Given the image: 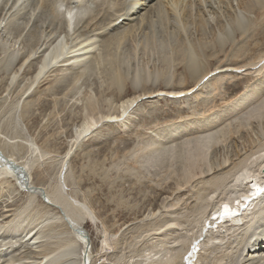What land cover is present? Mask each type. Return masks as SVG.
Listing matches in <instances>:
<instances>
[{
  "label": "rangeland",
  "instance_id": "374dc122",
  "mask_svg": "<svg viewBox=\"0 0 264 264\" xmlns=\"http://www.w3.org/2000/svg\"><path fill=\"white\" fill-rule=\"evenodd\" d=\"M11 1H7V7L2 10L3 12L0 10V14L3 13L0 19L5 17L2 22H6L5 26L0 29V151L5 157L16 159L24 166L26 165L30 180L33 181L31 184H36L35 187H40L41 190L36 188L35 192H30L33 189H27L19 184L14 171H11L10 167L7 168L8 166H6V170L0 172V248L3 249V247L11 245L5 250V254L1 253L2 250L0 251V264H12L8 261L14 258L20 259L19 264H48L50 262L46 260H49V257L45 258L43 254H40V250H45L43 247L45 248L46 244L52 248L50 257L57 258L53 260V264H64V262L65 264H79V259L83 260V256L85 264H159L153 259L156 250H150L152 244H156V241L162 237L165 240L170 237L169 240L172 242V235L176 232L184 233L186 236L183 235L184 241L177 240V245H175L183 250L187 240L195 235L200 228L202 216L195 215V217L197 216L195 219L194 212H191L197 202L198 191H207L209 201L206 210H209L223 196L228 197L226 195L228 190V195L232 193L230 196H234L236 195L235 190L243 187L244 184H239L241 185L239 187L231 185L232 174L242 159L264 143L263 113V116L257 118L246 117V112L239 114L236 111L230 115H237L238 118L242 115L239 119L237 116L232 119L229 114L227 120L222 121L221 118H218L219 122H225L223 125L228 121L230 125L228 124V127L222 129L224 131L220 128V133L218 132L219 126H214L215 131L216 127L218 130L216 133L214 132L217 138L215 137L216 140H213L207 150V163H210L209 158L216 156L222 164L220 167L218 166V171L217 168H212L213 170L209 171L210 165L207 169L206 162H199L201 165L198 163L192 177L185 182L182 180L178 163L171 168L157 166L150 167L145 171H135L136 156L131 150L136 145H144L148 137L149 139L157 137L164 141L167 133L166 128H163V123L171 121L183 123V120L187 122L190 119L189 116H194L195 120L202 119L205 115L213 114L218 107L230 106L231 101L237 99L235 97H238L241 92L255 93L260 90L262 95L260 93L259 96L264 98L262 92L264 91V55L257 60V55L264 52V35L261 33L264 30L262 27L264 24L261 26L262 30L260 28L254 30L253 33L256 34L252 33L253 28H251L249 34L246 32L241 39V37H235V31L232 33L234 26L223 15L219 24L211 19L213 14L208 9L209 3L206 0H201V2L183 0L179 3L180 7L186 4L187 10L190 11L189 14L197 18V10L199 8L202 10L206 19L203 16L205 20L200 21L203 22L201 27L200 24L196 25L198 20L193 22L191 17L190 19L188 17V21L182 19V13H179L181 9L177 10L178 17L174 18L165 16V12L162 11L164 15H161L160 12L158 15H154L155 2L150 0L151 2L140 10L136 17L122 23L127 25L131 22L125 26L126 29H130L122 34L124 39L122 37L123 40L119 44L107 42L106 35L100 34V36H96L97 39L99 38L98 41L91 45V47L95 46L89 51V56L88 53L86 56L84 54L83 60L81 54L74 55L70 59L75 61L72 63L75 67L71 64L72 67L67 65V68L65 66L67 63L60 65L63 62L60 61L63 59L61 58L62 54L65 59V54L72 47L71 45H79L77 40L83 37L81 33L83 34L85 25L82 26V24L89 19L88 15L66 28L63 23L65 22L64 18L59 11L63 12V9L68 7V2L73 3L74 0H31L32 2L24 0L23 5L25 7L27 5L26 8L14 9L18 5V7L21 6L18 1L19 4L9 10L8 6ZM117 1L113 0L116 2L115 4H118L109 8L107 12H105L104 6L108 2L100 0L98 4L94 3L93 10H95L92 12V16L101 19L105 13L110 10L114 11L120 6ZM0 2L1 9L4 0H0ZM127 2L129 1H125V3ZM255 2L257 3L259 0ZM51 3L58 7L50 10L52 9ZM56 5H53V8ZM60 6L62 7L60 8ZM31 9L35 16L29 18ZM51 11L53 15H50ZM243 11L237 8L232 11L235 26L237 23L250 22L251 18L249 17L254 16L251 11L245 10L244 13ZM148 12L152 17L154 15L152 23L149 21L150 24L147 22ZM246 12L253 16L243 15ZM219 14L222 13L219 12ZM141 16H145L142 21L145 23L138 26L136 24ZM166 17L170 19L166 20ZM47 20L48 22H46ZM171 20L178 24H175L178 28L176 33V28L173 29L169 23ZM196 27L200 31H196ZM190 31L195 34L192 35V39H189ZM77 33L79 35H76ZM54 37H58L55 43L58 41L62 43H57L58 48L60 45H64L62 48L64 50L62 54L59 53L60 56L52 64V67H49L42 77V81L36 82V86L29 89L27 83H29L31 72L36 67L40 55L50 43V38ZM219 39H225V52L238 51L241 53L242 51L243 61L241 57L236 64L229 61L228 64L222 65V69L221 66H216L215 60L203 58L199 53L208 72L202 76V80L198 79L194 83L192 77L187 73L188 68L181 57L184 47L187 45L194 47L193 44L197 45L198 42L214 45L213 41H219ZM230 39L235 41L233 45L236 44L237 49L226 46L231 42ZM65 42L67 43L63 44ZM192 42L194 43L192 44ZM255 42L258 45L256 44V48H253L251 45ZM79 51L82 50L79 49ZM222 52L223 50H220L219 53ZM163 57L168 59L165 60ZM77 60H79L78 64ZM80 70L81 72H79ZM115 72H118L117 75ZM217 75L221 76L218 78L221 79L218 83L222 82L217 88H211V80L217 78ZM208 76L213 77L209 79ZM116 79L122 80V82L119 80L121 85ZM178 89L186 91L182 92ZM153 93L158 94L154 95ZM126 96H134V101L128 108L119 109L118 102ZM259 96L257 99H260ZM201 98H205L207 106L199 104L198 101ZM204 111L208 112L204 115ZM200 113L201 115H198ZM105 114H108L107 117ZM84 118H90L93 122L78 137L74 138L72 133ZM185 121L183 126L187 125ZM254 124V129L257 127L258 133L254 129V132L250 131ZM222 126L220 125V127ZM192 127L191 129L190 124L189 127L187 126L188 129H191L188 133L197 129H195V125ZM252 156L253 159L257 156L261 157L255 158V161H251L250 164L247 162L248 166L259 167L262 164L258 171L264 173V156L257 153ZM251 159L252 157L249 160ZM202 169H205L206 173L202 172ZM218 174H224L225 179L220 186L212 189L209 181ZM248 175L245 177H251ZM250 206H253L251 201ZM245 207L235 208L234 210L238 212L235 217L244 219ZM251 207L246 211H249ZM80 210L94 215L91 220L88 218L82 224L88 239L84 235L83 239L77 238L78 236L72 233L74 231L77 234L76 229L71 228L74 223V215L70 211ZM152 212L154 213L152 214ZM165 219H170V223L175 222L174 230L166 224L158 226V229L151 228L152 230H150L148 228L156 222L162 223ZM37 222V228L42 231L43 237L39 233H35L36 235L27 237L28 242L27 238L23 237L24 230ZM239 224L241 226L238 230L239 233L242 231L244 233L246 225H243L242 222ZM207 227L201 230V239L199 240L202 243L195 251L196 253H193V264H216L218 255L221 257H236L237 255L239 258L235 264L243 263L245 255L239 251L242 250L241 248L236 247L237 241L232 240L235 238V234L232 235L233 232H231L232 228L230 227L231 229L227 231L223 227L222 230L217 231L220 234L224 232L225 237L221 244L213 243L211 245H214V248L208 249L209 247L205 244L206 240L210 234L216 233V227H212L213 230ZM260 229L261 226L256 232L258 233ZM47 232H50L51 236ZM15 234L16 237L12 238ZM66 234L74 237L75 250L62 257L60 255L62 250L56 248V242L48 241L51 238L59 239ZM230 238L232 239L230 240ZM211 239H213L212 236ZM235 247L238 250H235ZM167 249V252H165L166 250L162 251L169 255L175 251L169 247ZM159 251L162 255L163 252ZM226 252L227 255H225ZM1 255L3 256L1 257ZM162 256L164 260H161L160 264L175 263L174 260L167 261L165 259L168 258V255ZM157 259L159 258L157 257ZM221 264L226 263L221 262Z\"/></svg>",
  "mask_w": 264,
  "mask_h": 264
},
{
  "label": "bare ground",
  "instance_id": "6f19581e",
  "mask_svg": "<svg viewBox=\"0 0 264 264\" xmlns=\"http://www.w3.org/2000/svg\"><path fill=\"white\" fill-rule=\"evenodd\" d=\"M7 1H9V0H4V2H2L3 5H1V9H0L1 11L7 7V3H8ZM18 1H20V3H21L20 5L21 6L18 7L19 6L18 5L17 8H14L17 4H19ZM25 1L24 0H12L11 3L9 4V6H8V9L9 10L10 9L12 10L14 8L16 10H20L21 8L22 9L23 8H26L27 5H26V7L23 5V2H25ZM40 1H43V0H40ZM60 1H62V0H60ZM103 1L108 2V3H106V5H105V3H103L105 5L104 6L105 12H107V10L109 8H113L115 5L118 4V3L115 4L116 2H113V0H101V2H103ZM110 1H112V2H110ZM115 1H117V0H115ZM125 1H127V0H119V1H117V2L120 3V6L117 7V8H115V10L113 9L114 11L110 10L108 13H105L104 16L101 19H97L96 17H93L92 16V12H94V10H95V9L93 10L94 3L95 4H98L100 2V0H74L73 3H69L68 2V7L67 8H64L63 9V12H60L59 11V13L61 14L62 18H64V21L65 22H63V23H65L66 28H68V26L70 27V25L72 23H75L76 24L77 22L81 21L83 19V17H86L87 15L89 17V19L84 24H82V26L85 25V28H86V29L83 28L84 29L83 34L81 33V35L83 37H82V39L79 38L80 40H77L79 42V45H77V44L76 45L74 44L75 46L71 45L72 47L69 48V50L67 51L68 54H67V52L65 54L66 55L65 56V59H64V56L62 54V52L64 50V49L62 50V48L64 47V45L61 46L60 45L61 42L58 41V42H60L59 43L60 48H58L59 47L58 44H57L58 42L55 43V41H56V39L58 37L50 38V41H49L50 43H48V46L46 47V49L42 52L41 55L39 53L40 59H39L38 63L36 64V67L31 72L29 83H27L28 84V88L30 89L32 86L35 85L36 82H39L40 80L42 81V77L49 70V67H52V64L55 63V61L58 59V56H60L59 53L62 54V57L61 58H63L62 60H60V58H59L60 61H63L60 65H64L65 63H67V64H65V66H67V65L70 66L72 63H75V61L73 62V60H71L74 55L77 56V55H80L81 54L82 57L81 56L80 57L83 58V55L85 54L84 56H86V53H88V56H89V53H90L89 51H91V49L95 46L94 45L93 47H91V45H93V43L95 41H98L99 38L97 39L96 36H100V34L106 35V41L107 42L110 41L113 44H115V43H118L119 44V42L124 39V37H123L122 34L126 30H129L130 29V28L126 29L125 26L129 25L131 22L129 24H127V25H125V24L123 25L122 23H124L125 21H131L132 18L136 17V14L140 10H142L143 8H145V6L149 2H151L150 0H128L129 2L125 3ZM182 1L183 0H158V1L157 0H155V1L153 0V2H155V7H156V8L153 7V9H155L154 10V15H158V12H160L161 15H164V14H162V12H165V16H168V17L171 16V17L174 18V17H178L177 14L182 13V19H185L187 21H188V17H189V19L191 17V19L193 20V22L196 21V20H198V22H200V21H204L206 19L205 16H204V13H202V10L200 8L197 10V13H196L197 16H198V18L195 17V16H192L191 14H189L190 11L187 10L186 4H185V6H181L180 7L179 3H181ZM196 1L197 2H201V0H196ZM206 1L209 3L208 4L209 5L208 6L209 7L208 9H210L211 13L213 14V15H211L213 18L211 17V19L215 20V22H217V23L218 22L220 23L222 21L221 17L223 15L224 18H226L227 20H229L230 23L233 24L234 30H232V33H233V31H235V33H236L235 34V37L238 36L239 38L241 37V39H242V35L244 36V34L246 32L248 33L251 28H253V31L251 30L252 33H253V32H255L254 30H257L258 28L261 29V26L264 24V0H259V2H257V3L255 1H258V0H206ZM234 1H235V3H234ZM52 2H54V1H52ZM163 2H164V4H163ZM184 3H186V2L184 1ZM53 5H56V4L51 3L52 9H50V10H54V9H56L58 7L56 5V7L53 8L54 7ZM59 5H61V4L59 3ZM168 5L170 6L169 8L167 7ZM189 6H191V5H189ZM61 7L62 6H60V8ZM236 8L237 9L244 10V11L245 10L246 11L248 10L249 12L251 11V13L252 12L254 13V14L252 13L254 16L249 13L253 17H249L248 12H246V14H243L244 13V11H243V13H242L243 15H247L249 18H251L250 19V22H248L249 24L246 23L247 24L246 25L243 22H241L239 24L237 23V25L235 26V24H234V16H233L234 13H232V11L235 10ZM178 9H181L180 10L181 12L179 11V13H177V10ZM151 11H152V9H151ZM219 12L222 13V14H219ZM51 13L52 14H50V15H53V12L52 11H51ZM149 13L150 12H148V14ZM236 13H238V12H236ZM2 14H0V17H2ZM151 14L153 15V13H151ZM33 15L35 16V13H33V9H31V11L29 10V15H28L29 18H30V16H33ZM154 15L152 17L149 14V17H147V20H148L147 22L151 21V23H152V20L154 18ZM57 16L59 17V15H57ZM203 16H204L205 19H203ZM247 16H245V17L247 18ZM236 17L238 18V16H236ZM4 18H1L0 19V29L3 26H5V24H6L5 21L2 22L4 20ZM144 18H145V16L144 17L141 16L140 19L137 21V24L136 23L135 24L139 26V24L145 23V22H142L144 20ZM237 18H236V20H238ZM169 19H167V17H166V20H169ZM48 20L46 22H48ZM192 20H190V21H192ZM260 21H261V23H259ZM172 22H173V24H172ZM198 22L196 21V25L197 24H200V27H201V25H202L203 22H200V23H198ZM235 22H237V21H235ZM169 23H170L171 27L173 26V29L176 28L175 29V33H176V31L178 29L176 25H178V24H176L175 21H172V20ZM45 24L47 25L48 23H45ZM149 24H150V22H149ZM262 27L264 28V26H262ZM124 28H125V30H123ZM49 29H50V27H49ZM231 29H233V28H231ZM196 31H200L198 27H196ZM201 31H203V30H201ZM261 33H263V35H264V30H262ZM42 34H44V33H42ZM253 34H256V33H253ZM76 35H79V34L77 33ZM192 35H195V34H194L193 31H190V33H189V39H192ZM233 35H232V37H234ZM49 37H48V39H49ZM122 37H123V39H121ZM239 38H237V39H239ZM232 39H235V38H232ZM193 40H195V39H193ZM224 41H225V39H219V41L218 40L217 41H213L214 45H212L211 43H200V42H198L197 45H195V44H193L194 42H192V44L194 45V47L191 46V45H187V46L184 47V49H183V51L181 53V57H183V61H185L184 64H185L186 68H188L187 69L188 70L187 73H189V75L192 77V80H193L194 83L198 79L199 80H202V76L204 74H206V72H208L207 67L205 66V63H203V58H207V59H209L211 61L212 60H215L216 61L215 63L217 64L216 66L217 67H220L221 66V68H222V65L224 66V64L225 65L228 64L229 61L230 62L233 61L236 64L237 62H239L240 57L242 59V51H241V53L238 52V51H236V52H234V51L225 52L226 49L224 48V43H225ZM230 41L231 42H229V44L226 45V46H229V48H234L236 44L233 45V43H235V41H233L231 39H230ZM238 42H239V40H238ZM257 42H259V41H257ZM257 42L253 43V45H251V46L254 48L255 45L257 44ZM66 43L67 42H65L63 44H66ZM68 44H70V43H68ZM244 44H246V43H244ZM240 45H242V44H240ZM198 47H199V50H197ZM246 48L248 49V47H246ZM79 49H81L82 51L80 52ZM220 50H223L224 53L222 52L220 54L219 53ZM199 53L201 54V56H203V58L199 55ZM262 55H264V52L257 55V57H258L257 60L260 59V57ZM28 56H29V54H28ZM163 59L166 60L168 58L167 57H163ZM75 60H76V58H75ZM79 60L76 61L77 64H78V61ZM83 60H84V58H83ZM242 61H243V59H242ZM77 64H75V65H77ZM232 65H234V64H232ZM68 66H67V68H68ZM70 67H72V66H70ZM137 71L139 72V70H137ZM79 72H81V70ZM117 73L115 75H117ZM137 74H139V73H137ZM211 74H213V73H211ZM118 75L120 76L122 74H118ZM207 75H208V73H207ZM218 76L219 75H217V78H213L211 80V83H212V87L211 88H217L219 86V84L222 82L221 81L220 83H218V81L221 80V79H218L221 76L220 77H218ZM113 77H114V75H113ZM113 77H110V78H113ZM115 77H117V76H115ZM208 77L210 79L213 76L212 77L208 76ZM121 79H122V77H121ZM121 79H119V80H121ZM183 79H185V78H183ZM116 80H118V79H116ZM121 82H122V80H121ZM119 83H120V81H119ZM166 84H168V83H166ZM120 85H121V83H120ZM193 86H194V84H193ZM256 88H257V86H256ZM29 89H28V91H29ZM118 90H120V89H118ZM178 90H180V89H178ZM23 91L25 92L27 90H23ZM180 91H182V90H180ZM184 91H186V90H184ZM184 91H182V92H184ZM262 92L264 93V91H262ZM260 93H261L260 90L259 91H256L255 93L248 92V91H246L245 93L241 92V94L239 93L240 95L238 94L239 95L238 97H235L237 99H234L233 98L234 101H231L230 106H227V105L224 104L225 107H218V109L216 111H215V108H214V111L215 112H213V114L211 113L209 116L208 115H205V113H207L208 111H206V112L204 111L203 112L205 116L202 119L195 120L193 118L194 116L193 117L189 116L190 119H188L187 122L185 120H183V123L185 121L186 124H187V125H184L185 127L182 125L183 124L182 122L181 123H179V122L177 123V121H171L170 123H167V122L163 123L164 124L163 125V128H166L165 130H166V133H167L166 139L164 141L161 140V139H159V138L157 139V137H152L150 139L148 137V139L146 141L144 140L145 141L144 145L143 144H140L139 146L136 145L135 148H132L133 150H131V151H133L132 153H134V155L136 156V158L135 157L134 158H135V165H136L135 168H137V169L134 168V170L135 171H143V170L145 171V170L149 169L150 167H157V166L158 167L159 166H165V167L171 168V167H173L174 164L176 165L178 163L179 165H177V166H178V168L181 171L180 173L182 174V180L184 182L187 181V180H189L192 177V175H193L194 169H196L198 167V163L199 162H206L207 163V160H208L207 159L208 158L207 150H209L208 148L213 143V140L214 141L216 140L215 139V137H216L215 136V133H216V131H218L217 130V127H216V131H215L214 126H219V128H218L219 131L218 132L220 133L222 129H224V128H226V127H228L230 125V122L229 121L225 125H223L225 122H222V121H224L225 119L227 120V117L231 116L232 113L233 112H236V111L239 114H241L243 112H246V114H247L246 117L254 116V117L260 118V116L262 115V113L264 115V98H262V96H259ZM153 94L155 95V94H158V93H153ZM261 95H262V93H261ZM257 96H259L260 99H257ZM205 98H201V100L198 101V102H200L199 104H202L204 106H207V102H205ZM133 101H134V96L133 97H129V96L127 97L126 96V98L124 97V98L120 99V101L118 102V105L117 106H118L119 109L120 108L121 109H126V108H128L132 104ZM208 101H209V99H208ZM118 108H117V110H118ZM193 108H196V107H193ZM221 112H223V113H221ZM230 113H231V115H230ZM228 114H229V116H228ZM234 114H236V113H234ZM107 115L105 114L106 117H107ZM198 115H201V113L198 114ZM105 116H103V117H105ZM234 116H237V115H234ZM234 116H231L232 119H234ZM240 117H242V115ZM108 118H110V117H108ZM200 118H201V116H200ZM218 118L219 119L221 118L222 121L220 120L221 122H219L218 121ZM237 118H238V116H237ZM91 122H93L92 119H90V118L89 119L88 118H84L81 121V123L78 125V127L75 128V131L72 133L73 137L74 138L78 137L87 127H89V125H91ZM189 124H190L191 129L193 128L192 126L195 125L196 126L195 129L197 128L199 130H197V129L196 130H192L193 132L188 133V132L191 131L190 128L189 129L187 128V126L189 127ZM220 125L221 126L223 125L224 127L222 126L223 127L222 128V127H220ZM254 127H255V124L252 126V128L250 129V131L251 130L253 131ZM220 128H221V130H220ZM256 128L254 130H256ZM212 129H214V130H212ZM258 130H260V129H258ZM222 131H224V130H222ZM256 132L258 133L257 130H256ZM253 135L255 136V134H252V136ZM153 141H156V142H153ZM255 153H257L258 155H263L264 156V143L262 145H260L258 148H256L255 150L251 151V153L248 154V156L246 158L242 159L238 163V165L236 167V170L233 172V174H232L233 175L232 176V184L231 185L232 186L239 187V186H241V185L244 184L242 188H240L238 190H235L234 189L235 192H236V195L230 196L232 193L230 195H228L229 194V190H228V193H226V195L228 197L223 196L222 199H220L216 204L212 205V207H210L209 210H206V208L208 206V201H209V198L207 196V191L206 192L205 191H201V190L198 191L197 199H196L197 202L194 205V209L191 211L192 213L194 212L193 213V215H194L193 217H195V215L200 216V217L202 216L201 222H200L201 224H200V228H199L198 232H196L195 235H193L192 237H190L187 240V244H186V246L184 247L183 250H181L178 246H175V245H177L176 244L177 240L184 241V236H185L184 233L183 234L180 233V232L179 233L178 232L174 233L172 235V239H171L172 242H170V240H169L170 237H168V239H166V240L163 237H162V239H158L156 241V244L153 243L152 246H151V248H150V250H156L155 251V253H156L155 256L153 255L154 258L152 257L154 260H156L160 264V261L161 260H164V259H162L163 258L162 255H168V258L165 256L166 257L165 259L167 261L169 259H170L169 261L174 260L175 261L174 264H176V263L177 264H193V259H194L193 258V256H194L193 253L197 249H199V245H200V243H202L199 240V239H201V236H200L201 235V230L204 229L205 227H207V225L209 224V227H207V228H210V230H213L212 227H216V229H215V232L216 233H214V234L212 233V234H210V236H208L209 238H208V240H206V243H205V244H207V247H209L208 249H211V248L213 249L214 248V245L213 246L211 245L213 243L214 244L215 243L221 244V241L225 237L224 232H222V234H220L217 231H220V229L222 230L223 227L227 231H229L232 228L231 229V232H233L232 235L235 234V238L232 237L233 239L230 238V240L231 239L233 241L236 240L237 241V242L235 241L236 242V247L238 249L241 248L242 250H239V251H241L243 253V255H245V256H243L244 257L243 263L240 262V264H264V192H260V193H257L256 195H252V193L254 191H256V188H262V187L264 188V173L261 172V171H258V170H260V165H262V164H260L259 167H249L248 166V163L250 164L251 161L254 162L255 161V158L261 157V156H257V157H254V159H253L252 154H254V156H255ZM129 154L132 155L131 153H129ZM138 155H139L140 158L138 157ZM251 157H252V159L249 160ZM209 159H210L209 160L210 163H207V166H206L207 169H208V167L210 165L209 171L212 168H214V169L217 168V171H218V168L222 164L220 162V160H218L219 158H217L216 156H213L212 158H209ZM223 159H222V162H224ZM133 161H134V159H133ZM10 164H15V165H18L19 167H21V168H18L17 171L15 170L16 171L15 172V175H16L17 180L19 181V184H21L22 186H25V187L28 186V187H26L27 189H33V190H30V192H35V190H36L37 187H35L36 184H31V182H33V181L30 180V174H29V171H28L27 166L26 165L24 166V164L18 162L16 159L13 160V159H9V158L5 157L3 154H1V151H0V172H2V170H6V166H8ZM199 164L201 165V163H199ZM223 164H225V163H223ZM7 168H9V166ZM205 169H202L201 171L202 172L204 171V173H206ZM220 169H219V171H220ZM11 171H12V169H11ZM254 171H256V172H254ZM257 172H259V173H257ZM248 174L251 175L252 182H245V181H243L244 176H246ZM23 175H26L27 184L24 183ZM224 179H225L224 174H221V175L218 174L213 179H210L209 185H211L213 187L212 189H214V188L220 186L222 184V182L224 181ZM239 184H241V185H239ZM30 186H33L34 188H31ZM59 194H58V196H59ZM250 201L253 204L252 207L250 206ZM239 206H241L242 208H244L246 206L245 209H244L245 211L243 213V216L245 217L244 219L235 217V215L238 214V212L235 211L234 209L237 208V207H239ZM249 207H251V209L249 211H246L247 209H249ZM254 208H256V209L254 210ZM78 210H79V208H78ZM204 212H206V213L204 214ZM70 213L74 215L73 216L74 223H73V226L71 228L73 230L75 228L76 229V232L78 230L81 231L82 228H84V227H82V224H83V221L84 220L87 221L88 218L91 220V218H93V216H94L91 213H87V212H85L83 210L73 211V212L70 211ZM153 213L154 212H152V214ZM241 213H242V211H241ZM15 215H17V214H15ZM196 217H195V219H196ZM187 220H189V219H187ZM190 220H191V218H190ZM222 221H226L228 223L227 224H224V222H222ZM14 222H16V221H14ZM240 222H242L243 225L244 224L246 225V229H245L244 233L242 231V232H240L241 234L238 231L241 228L240 224L238 225V223H240ZM174 223L175 222H171L170 223V219H165V221H162V223L161 222H156V223L152 224V226H150L148 228L150 230H152V229H158V226H161V225L166 224V226L171 227V229L174 230V228H173L175 226V225L173 226ZM31 224H33V223H31ZM31 224H29V225H31ZM37 224H38V222L35 223L34 225L28 227V228L25 225L26 228L24 230L25 233H24L23 237H25V238L29 237L30 238V237H32L33 234L36 235L35 233H39L40 235L43 234L42 231L39 228H37ZM260 226H261V229L257 233L256 231H257V229ZM51 230H52V228H51ZM236 231H238V232L236 233ZM231 232H229V233L231 234ZM251 232L252 233H257V237L253 241H250L249 240V238H250L249 235H250ZM47 233L49 234L50 232H47ZM72 233H73V235L78 236L77 238H80V239L81 238L82 239L84 238L83 237V235H84L83 232L82 233L81 232H77V234H76L74 231H72ZM238 233H239V236H238ZM19 235H21V234H19ZM8 236H9V234H8ZM211 236L213 237V239H211ZM13 237H16V234H15V236L13 235L12 238ZM18 237H21V236H18ZM48 239H49V237H48ZM210 239H211L212 242L210 241ZM195 240H196V242H194ZM27 241H28V238H27ZM27 241H26V243H27ZM181 241H179V242H181ZM21 242L22 241H20V243ZM48 242H56V248L58 250H62L60 252V255L62 257L67 256L68 253H73V251L75 250L74 237L72 235L66 234V235L61 236L59 239H57V238H55V239L51 238V239H49ZM242 243H247L248 245L247 246H244V245H242ZM0 245H1V243H0ZM20 245H23V244H20ZM157 245L159 246L158 248L156 247ZM10 246H8V247H10ZM172 246H175V247H172ZM193 246H195V251H193ZM232 246L234 247V244ZM8 247H5V248L3 247V249L1 247L0 248V251L1 250L3 251L1 253L5 254L4 252H5V250H7ZM164 247H167V248L169 247V248H171L172 250H175V251L172 254H170L171 255L170 256L167 253L165 254V252H167L168 249L167 248L165 249ZM236 247H235V250H238ZM11 249H13V247H11ZM40 249H42V248H40ZM43 249H45V250H40V254H43V256L45 258L46 257H49L48 258L49 260H46L47 262L52 263L53 260L57 259V258L50 257L52 255V252H51L52 248L50 246H48V244H46L45 248L43 247ZM36 250H38V249H36ZM159 250H161V251L164 250L165 252L162 251L163 254L161 255L159 253L160 252ZM230 250L233 251V249H230ZM235 252H233V253H235ZM189 253H191L190 256H189ZM242 253H241V255H242ZM225 255H227V252H226ZM2 256L3 255H1V257ZM119 256H121V255H119ZM12 257H13V255H12ZM44 257H42V258H44ZM157 257L159 259H157ZM26 258H25V260H26ZM238 258H239V256L237 257V255H236V257H228V256L221 257V256L218 255V258L216 259V264H221V262H225L226 264H235L238 261ZM255 258L257 260H255V261L252 260V259H255ZM8 262L9 263H12V264H19L21 261L18 258L17 259L14 258V259L9 260ZM148 262L153 263L151 260L150 261L148 260ZM50 263H48V264H50ZM154 263H156V262L154 261ZM172 263H173V261H172ZM64 264H65V262H64ZM79 264H82V259H79Z\"/></svg>",
  "mask_w": 264,
  "mask_h": 264
},
{
  "label": "water",
  "instance_id": "95a60500",
  "mask_svg": "<svg viewBox=\"0 0 264 264\" xmlns=\"http://www.w3.org/2000/svg\"><path fill=\"white\" fill-rule=\"evenodd\" d=\"M9 167H11L14 171L16 170L17 171V169L18 168H21V167H19L18 165H15V164H10V165H8ZM20 170V169H19ZM15 171V172H16ZM21 171V170H20ZM22 172V171H21ZM23 179H24V183L25 184H27V178H26V175H23ZM245 180H247V181H250V177H246L245 178ZM23 183V184H24ZM24 184V185H25ZM26 187H28V186H26ZM31 188H34L33 186H30ZM37 189H39V190H41V188L40 187H37ZM42 192V191H41ZM78 232H83L84 233V237L86 238V239H88V235H87V233H86V231L84 230V228H82V230L80 231V230H78Z\"/></svg>",
  "mask_w": 264,
  "mask_h": 264
},
{
  "label": "snow or ice",
  "instance_id": "6c2138e0",
  "mask_svg": "<svg viewBox=\"0 0 264 264\" xmlns=\"http://www.w3.org/2000/svg\"><path fill=\"white\" fill-rule=\"evenodd\" d=\"M264 192V188H256V191L252 193V195H256L257 193ZM193 251H195V246H193ZM191 253H189V256Z\"/></svg>",
  "mask_w": 264,
  "mask_h": 264
}]
</instances>
